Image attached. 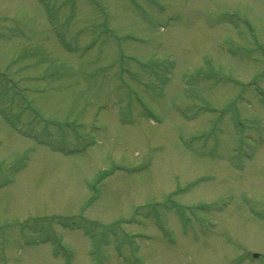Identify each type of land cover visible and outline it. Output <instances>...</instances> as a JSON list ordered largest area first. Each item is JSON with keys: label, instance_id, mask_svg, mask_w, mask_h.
Wrapping results in <instances>:
<instances>
[{"label": "rangeland", "instance_id": "rangeland-1", "mask_svg": "<svg viewBox=\"0 0 264 264\" xmlns=\"http://www.w3.org/2000/svg\"><path fill=\"white\" fill-rule=\"evenodd\" d=\"M0 264H264V0H0Z\"/></svg>", "mask_w": 264, "mask_h": 264}]
</instances>
